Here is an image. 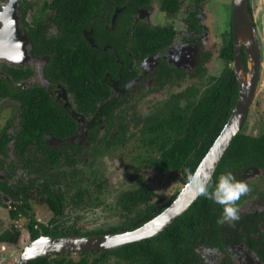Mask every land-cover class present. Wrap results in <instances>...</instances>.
I'll use <instances>...</instances> for the list:
<instances>
[{
	"label": "flooded vegetation",
	"instance_id": "obj_1",
	"mask_svg": "<svg viewBox=\"0 0 264 264\" xmlns=\"http://www.w3.org/2000/svg\"><path fill=\"white\" fill-rule=\"evenodd\" d=\"M228 1L229 28L223 32L212 29L209 0H183L174 13L164 9L166 0H97L94 16L78 19L75 27L62 15L70 8L58 0H18L14 9L9 0L0 1L5 35L0 49V207L25 205L32 219L24 236L14 227L6 229L11 245L27 246L51 237L46 234L51 230L55 238L124 233L150 221L142 222L141 213L151 206L160 214L172 204L188 181L181 173L147 166L143 134L157 120L198 103L226 69L234 75L236 103L233 0ZM246 5L256 46L242 41L239 59L256 94L239 133L257 137L264 134V34L252 0ZM149 33L161 34L153 51ZM73 51L92 54L84 55L95 63L89 80L73 79ZM86 85L88 93L83 92ZM54 112L69 122L54 127L37 120ZM108 162L133 174L111 182L104 172ZM263 165L227 169L252 190L238 202L240 220L234 227L223 225L221 247L194 248L206 264H264ZM146 171L178 176L181 186L162 199L143 177ZM142 187L150 190L149 198L139 192ZM35 200H40L44 222L36 218ZM94 253L100 252L80 254ZM121 261L112 256L104 264Z\"/></svg>",
	"mask_w": 264,
	"mask_h": 264
},
{
	"label": "trees",
	"instance_id": "obj_2",
	"mask_svg": "<svg viewBox=\"0 0 264 264\" xmlns=\"http://www.w3.org/2000/svg\"><path fill=\"white\" fill-rule=\"evenodd\" d=\"M96 1L58 0L61 5L70 8L69 11L62 12V15L67 14L66 20L71 21V27L76 26L75 23L78 19L94 16L95 9L99 5ZM182 2L183 0H166L164 9L174 13L178 11ZM73 33L77 34V30H74ZM148 35V39L152 41L153 51L158 48V39L161 34L149 33ZM138 46L141 47V44ZM72 54L75 64L73 79L76 81L89 80L90 71L95 63L87 61L85 56H92V54L85 52L84 56L79 51L78 53L73 51ZM224 57L229 59L231 55H224ZM209 85L205 97L198 103H190L189 107L177 109L173 111V114L166 115L164 119L157 120V126L151 129L148 134H143L145 138L143 141L147 142L146 150L149 153L146 161L148 167H154L158 172L181 173L184 176L183 181H188V173L185 170L191 172L196 170L227 122L236 100V83L232 71L224 70L221 77L212 80ZM89 87L86 85L83 92L88 93ZM78 93H82L81 90H78ZM78 93H76L77 96ZM37 120H42L47 124L51 122L54 127H59L56 126L60 123L59 121L67 120L69 122V119L60 118L55 112L53 115L47 116L46 119ZM252 163L258 166H262L264 163V134L252 137L239 133L222 158L213 175V181H216L221 174L226 173L227 169L235 171ZM139 192H145L144 194L148 195V198L151 196L150 190L145 187H142ZM49 200L52 198L49 197ZM47 203L51 205L49 201ZM12 207L15 210L10 208L8 212L11 220H17L19 217L31 219L25 205ZM152 210H154V206H151L150 212L141 213L144 217L142 222L153 219L159 214V211L153 213ZM221 214L222 207L220 205L199 196L181 216L154 238L135 242L112 251L80 254L77 255L78 260L73 259L71 255H56L38 258L29 264H104L106 259L112 256L122 260L123 264L125 262L126 264L130 262L133 264H178L176 262L178 255L179 264H206L199 258L194 248L221 247L219 236L222 235L223 225L217 224ZM135 226L137 225L135 224ZM137 228L139 227L128 231ZM46 234L54 238L58 236L53 230L47 231Z\"/></svg>",
	"mask_w": 264,
	"mask_h": 264
},
{
	"label": "water",
	"instance_id": "obj_3",
	"mask_svg": "<svg viewBox=\"0 0 264 264\" xmlns=\"http://www.w3.org/2000/svg\"><path fill=\"white\" fill-rule=\"evenodd\" d=\"M18 0H9L8 7L14 9ZM11 17V15H10ZM13 21V19H12ZM9 21V24L12 23ZM4 30H0L1 41L5 39ZM233 34H234V64L233 69L239 84V95L231 114L222 131L201 160L194 172L209 169L217 170L222 158L245 121L247 110L256 92L248 87L245 72L240 62V43H255L252 21L249 17L246 0H233ZM214 175V174H213ZM199 196L196 195L189 182L182 188L178 197L159 215L139 228L120 234H109L90 237H49L41 236L24 247L15 264H29L41 257L56 255H74L113 250L131 243L140 242L159 235L171 223L181 216Z\"/></svg>",
	"mask_w": 264,
	"mask_h": 264
},
{
	"label": "rangeland",
	"instance_id": "obj_4",
	"mask_svg": "<svg viewBox=\"0 0 264 264\" xmlns=\"http://www.w3.org/2000/svg\"><path fill=\"white\" fill-rule=\"evenodd\" d=\"M1 1V0H0ZM210 4V12H209V19L211 22H215L212 26L214 32H223L224 30H228L229 28V11H230V4L228 0H209ZM252 6L255 10V18L258 24V28L262 34H264V1L257 0L256 2L252 0ZM263 103V99H261L260 104ZM257 136V135H254ZM106 163V162H105ZM104 166V164L102 163ZM124 167L118 166L116 162H108L106 168L104 169L105 174L108 173L109 176L111 175V182H119V178L122 175H126L129 177L133 174L132 170L126 172L122 171ZM126 169V168H125ZM143 177L148 180V184L156 190L160 194V198L168 199V197L172 194V192L177 188H179L180 180L178 176L175 175H158L153 171H146L142 173ZM125 183V181H124ZM262 189V188H261ZM264 190V188H263ZM34 203L36 204L35 211L38 212L36 218L41 219V222L45 220L42 218V210L39 204L40 200H35ZM8 208H1L0 207V264H15L19 256L21 255L22 250L25 247V244L19 243L16 246L11 245L8 242V234L6 229L9 226L14 227V229L20 230L21 236L26 233V224L28 218L26 217H19L17 220H11L8 216ZM23 241H24V237ZM72 258L77 260L75 255H72Z\"/></svg>",
	"mask_w": 264,
	"mask_h": 264
},
{
	"label": "clouds",
	"instance_id": "obj_5",
	"mask_svg": "<svg viewBox=\"0 0 264 264\" xmlns=\"http://www.w3.org/2000/svg\"><path fill=\"white\" fill-rule=\"evenodd\" d=\"M188 173V182L197 196H203L222 207V214L217 220L218 225L228 224L234 227L240 220L239 201L251 192L246 181L237 180L231 172L221 174L213 181L214 166L199 172Z\"/></svg>",
	"mask_w": 264,
	"mask_h": 264
}]
</instances>
